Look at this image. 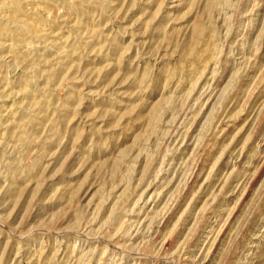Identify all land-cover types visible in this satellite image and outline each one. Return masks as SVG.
I'll list each match as a JSON object with an SVG mask.
<instances>
[{"label":"rangeland","instance_id":"rangeland-1","mask_svg":"<svg viewBox=\"0 0 264 264\" xmlns=\"http://www.w3.org/2000/svg\"><path fill=\"white\" fill-rule=\"evenodd\" d=\"M0 264H264V0H0Z\"/></svg>","mask_w":264,"mask_h":264},{"label":"bare ground","instance_id":"bare-ground-1","mask_svg":"<svg viewBox=\"0 0 264 264\" xmlns=\"http://www.w3.org/2000/svg\"><path fill=\"white\" fill-rule=\"evenodd\" d=\"M12 1V0H11ZM16 6V5H15ZM19 11H21V9H19ZM15 12H16V10H15ZM16 16V15H15ZM20 22V21H19ZM22 23V22H21ZM24 23V22H23ZM26 26V25H25ZM26 29V28H25ZM30 29V28H29ZM32 29V28H31ZM2 30V29H1ZM202 31V27L200 26V24L197 26V28H196V32L197 33H200ZM195 32V33H196ZM202 34V33H201ZM190 50V49H189ZM192 50V49H191Z\"/></svg>","mask_w":264,"mask_h":264}]
</instances>
